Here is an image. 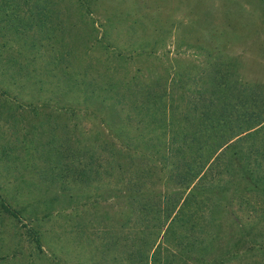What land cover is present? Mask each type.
I'll return each instance as SVG.
<instances>
[{
	"label": "trees",
	"instance_id": "1",
	"mask_svg": "<svg viewBox=\"0 0 264 264\" xmlns=\"http://www.w3.org/2000/svg\"><path fill=\"white\" fill-rule=\"evenodd\" d=\"M63 1L0 0V46L28 39L35 46L46 26H75L62 17H69ZM70 2L91 14L86 0ZM83 35L75 34L79 43L68 49L73 76L50 78L49 85L62 86L41 106L68 109L74 119H95L103 128L89 144L75 135V123L70 145L65 122L55 123L48 132L60 129L65 137L46 140L48 157L52 151L62 155L54 178L72 183L61 195L89 196L93 205L92 217L81 208L71 227L74 239L93 248L92 263L264 264V82L243 81L230 62L176 70L153 48H123L103 33L102 40L87 42ZM140 57L166 62L155 63L161 70L137 66L128 72ZM101 203L107 210L100 211ZM0 208L17 219L28 212L34 223L52 214L16 206L5 196ZM221 216L235 224L231 246ZM28 232L41 249L38 226Z\"/></svg>",
	"mask_w": 264,
	"mask_h": 264
},
{
	"label": "rangeland",
	"instance_id": "2",
	"mask_svg": "<svg viewBox=\"0 0 264 264\" xmlns=\"http://www.w3.org/2000/svg\"><path fill=\"white\" fill-rule=\"evenodd\" d=\"M70 1H63L69 17H62L75 26H46L35 46L30 39L0 46V196L27 210L39 206L52 211L34 223L26 217L28 212L17 219L0 208V264H92L87 249L73 244L71 213L76 206L60 192L71 189L72 183L63 185L54 178L62 155H47L46 140L52 134L65 137L60 129L48 131L65 122L71 145L75 120L68 109L41 106L51 90L62 86L61 81L49 85V79L73 76L76 70L68 50L79 43L75 34L91 42L102 40L103 33L123 48H153L158 55H168L176 70L189 63L213 61L219 68V62H230L243 81L264 82V0H86L91 14ZM162 62L166 59L140 58L132 68L161 70L155 63ZM220 222L231 246L237 236L233 219L221 216ZM35 225L42 233L41 249L29 236V227Z\"/></svg>",
	"mask_w": 264,
	"mask_h": 264
},
{
	"label": "crops",
	"instance_id": "3",
	"mask_svg": "<svg viewBox=\"0 0 264 264\" xmlns=\"http://www.w3.org/2000/svg\"><path fill=\"white\" fill-rule=\"evenodd\" d=\"M141 58V57H140ZM140 58H134V63H136L138 60H140ZM144 59V58H143ZM133 64H130L127 66V71L128 72H133L134 71V68H136L138 65L134 66L132 68V65ZM140 67H143V66H140ZM148 69V68H147ZM74 119V118H73ZM75 120V123H77V132L75 135L78 136V138H80L81 136L83 137L82 138V141L84 142V140L87 142V143H91L90 140L92 138V136L94 135V133L96 132V129L97 128H102V126L98 123L97 120L93 119V120H86V121H82L80 122V120L77 118L74 119ZM98 123V124H97ZM84 129H87L88 132L87 134L83 135V134H80L81 131H83ZM88 136V137H87ZM86 138L89 140H86ZM85 143V142H84ZM89 186V185H88ZM88 186H83V187H88ZM82 187V188H83ZM88 189V188H86ZM81 198V201L79 200H76L77 198H74L73 201L75 203V206H76V209H73V212L71 213L72 214V224L73 222L76 220V212L80 213L81 212V208L84 209L86 211V214L85 216L87 217V219H90L92 216H91V213L93 212V205L92 203L90 202V197H78V199ZM85 201L86 205L84 206H81V202L83 203ZM77 204V205H76ZM79 207V208H78ZM75 208V207H74ZM104 210H107L106 208V203H101V206H100V211H104ZM86 238L88 240H90L92 238V231L91 229L89 228L87 231H86ZM73 241H74V245L75 247H77L78 249L82 248L83 249H87V253L88 255H90V260L91 258L94 256V252H93V248L88 244V242L86 240H82V237H79V236H76V239L73 238ZM77 243V244H76ZM84 244V245H83ZM91 263H92V260H91ZM93 264V263H92Z\"/></svg>",
	"mask_w": 264,
	"mask_h": 264
}]
</instances>
